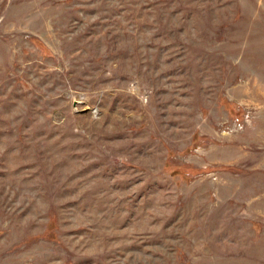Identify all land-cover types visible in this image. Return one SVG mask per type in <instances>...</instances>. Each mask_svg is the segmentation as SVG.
Returning a JSON list of instances; mask_svg holds the SVG:
<instances>
[{"label":"rangeland","instance_id":"obj_1","mask_svg":"<svg viewBox=\"0 0 264 264\" xmlns=\"http://www.w3.org/2000/svg\"><path fill=\"white\" fill-rule=\"evenodd\" d=\"M0 264H264V0H0Z\"/></svg>","mask_w":264,"mask_h":264}]
</instances>
